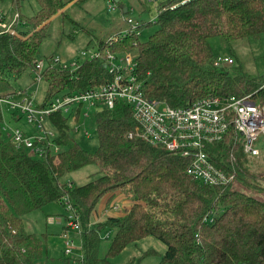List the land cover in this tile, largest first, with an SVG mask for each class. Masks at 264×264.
I'll return each mask as SVG.
<instances>
[{
    "label": "trees",
    "instance_id": "trees-1",
    "mask_svg": "<svg viewBox=\"0 0 264 264\" xmlns=\"http://www.w3.org/2000/svg\"><path fill=\"white\" fill-rule=\"evenodd\" d=\"M34 1L37 11L24 16L22 0H0V9L7 11L0 12V96L14 95L8 91L10 79L33 68L52 19L66 16L64 0ZM81 1L87 0L75 3ZM115 3L124 17L129 9L120 0ZM15 15L11 33L7 27ZM153 24L155 30L145 41L138 39L140 25L135 29L128 25L106 42L99 41L100 56L85 59L73 74L49 68L53 55L45 57L41 81L46 88L35 105L43 108L54 97L111 80L103 57L106 50L136 51L132 74L147 99L185 108L208 96L250 95L264 105V74H231L227 67L215 65L209 44L213 37L231 43L263 34L264 0H166L158 4ZM70 118L55 113L47 121L59 135L56 162L53 156L38 158L16 148L0 129V264H109L128 244L148 236L165 246L161 264H264V190L255 189L262 191L257 198L235 187L238 181L256 188L252 179L248 182L253 173L245 164L247 157L240 156L241 139L233 128L221 141L205 147L217 168L229 170L230 155L236 160L235 182L220 187L191 179L186 173L188 160L178 154L138 138L127 139L134 122L131 109L122 102L95 113L94 152L85 151L69 136ZM88 164H94L100 176L80 186L60 182L65 173ZM116 193L130 198V205L122 206L118 216L109 214L105 221L92 224L99 201ZM50 202L67 209L66 219L71 216L78 223L79 261L64 254L46 258L40 237L24 228L23 216ZM210 216L212 222L204 220ZM110 229L113 236L100 258V241L109 238Z\"/></svg>",
    "mask_w": 264,
    "mask_h": 264
},
{
    "label": "built area",
    "instance_id": "built-area-1",
    "mask_svg": "<svg viewBox=\"0 0 264 264\" xmlns=\"http://www.w3.org/2000/svg\"><path fill=\"white\" fill-rule=\"evenodd\" d=\"M104 2L108 10H118L114 0ZM16 16L7 27L11 33H15L11 30V24ZM126 22L130 29H135L138 25L129 18ZM126 33L127 31L124 30L122 35ZM79 56L84 58V61L97 58L100 53L94 48L80 51ZM103 57L111 80L83 92L54 97L43 108L37 107L34 98L26 91L15 92L16 95L22 96L17 101L12 100L13 95L0 96V113L7 110L12 121H18L23 117L29 127L26 131L17 126H11L8 120L6 126L1 127L4 135L16 148L27 149L38 158L53 156L56 162L61 150L56 143L59 135L53 127L52 129L45 127V121H48L51 115L60 113L69 115L75 120L77 115L87 116V113L83 112V107L99 106L112 109L117 102H122L131 109L134 122L133 129L126 133V138H138L150 145L162 146L167 151L187 159L186 173L197 182L220 187L235 182L237 178L235 158L230 155V169L226 171L215 167L205 151L206 145L221 141L229 128H233L241 139L239 145L241 158L257 159L262 155L255 143L261 136L264 137V105L260 106L253 102L250 95L208 96L189 107L173 108L163 101L147 99L144 96L141 82L132 74L135 63L130 52L114 54L106 50ZM83 61L79 59L62 61L57 56H51L48 67L67 70L73 74ZM214 63L220 66L229 65L232 64V59L216 57ZM45 66L44 58L34 62L33 82L41 81V72ZM74 130L76 131L77 128L75 127ZM257 181L264 189V171L260 172ZM121 208L122 206L118 207L111 203L105 209V214L118 212ZM204 220L212 222L213 217L210 216ZM66 221V227L69 230H79L78 223L71 216L67 217ZM64 245L63 254L69 256L74 246L73 242L66 240Z\"/></svg>",
    "mask_w": 264,
    "mask_h": 264
},
{
    "label": "rangeland",
    "instance_id": "rangeland-1",
    "mask_svg": "<svg viewBox=\"0 0 264 264\" xmlns=\"http://www.w3.org/2000/svg\"><path fill=\"white\" fill-rule=\"evenodd\" d=\"M164 1L166 0H124L122 2L129 9V12L121 17L119 10H108L103 0H87L79 3H75V0H64L65 4L62 11L66 13V16L63 17L57 14L52 19L47 29V36L39 47L38 59L53 55L59 57L62 61L73 59L83 61L84 58L79 56L80 51L94 49L99 41L106 42L112 35L128 28V24L123 21V18H129L140 25L138 39L139 41H145L155 30L153 23L156 8L159 3ZM37 9L38 6L34 0H22L20 11L24 16H31ZM0 10H2L0 11L2 14L7 12L5 7ZM146 23L149 24L146 25ZM209 44L215 57H229L233 60L232 64L223 65L230 70L231 74L239 73L251 77L264 74V33L258 38H247L231 43H226L220 37H213L209 40ZM129 52L132 56L136 54L135 50ZM237 67L239 69L234 72ZM33 77V68H29L17 79L11 78L8 91H26L34 98L35 102L39 103L44 97L46 85L43 81L32 82ZM11 98L17 101L22 96L14 93ZM100 109L99 106L96 108L83 107V112H87L88 116L80 115L78 122H75L71 117L68 123L69 136L87 152H94L98 146L95 113ZM9 114L7 110L2 111L0 129L6 126L9 120L11 126H17L27 131L29 127L23 117L18 121H12ZM45 127L52 129L47 121H45ZM75 127L77 128L76 131L74 130ZM255 146L261 151L262 155L257 159L247 157L245 164L248 166L249 172L253 173V177L247 178L248 182L252 179V185L256 188H245V185L238 183V181L235 183V187L259 198L262 191H256L255 189L261 188L257 177L260 172L264 171V137L261 136L256 141ZM100 174L94 164H88L65 173L59 180L65 184L71 182L76 186H80L95 179ZM103 199L99 201V206V203L97 204L98 209L103 207L99 216L94 213L91 219L92 224L105 221L99 218L103 215L106 216L103 209L110 202H114L118 207L131 203L130 198L122 193H116L109 200L103 201ZM101 201L103 202L101 203ZM109 206L110 204L106 208ZM68 213L67 209L57 202H50L42 208L23 216L25 230L40 237L44 256L48 259L64 257V243L66 240H71L74 245L69 257L75 261L81 259L80 233L66 227ZM114 213L112 212V214ZM107 232L109 238H103L100 241L98 250L100 258L104 257L107 251L114 229ZM164 250L165 246L161 242L148 236L128 244L119 254L110 258L108 262L109 264H161Z\"/></svg>",
    "mask_w": 264,
    "mask_h": 264
},
{
    "label": "crops",
    "instance_id": "crops-1",
    "mask_svg": "<svg viewBox=\"0 0 264 264\" xmlns=\"http://www.w3.org/2000/svg\"><path fill=\"white\" fill-rule=\"evenodd\" d=\"M103 1H104V0H103ZM109 199H111V198H109V197H105V198L103 199V201H104V200H109ZM103 201H101V203H102ZM111 203H114V202H110L109 204H111ZM109 204H108V205H109ZM99 205H100V203L98 204V206H99ZM108 205H107V206H108ZM129 205H130V203H129V204H125V205H123V206H126V207H127V206H129ZM107 206H106V207H107ZM102 207H103V206H102ZM102 207L99 208V209H98V207H97V209H96V215H97V216H99V213H100ZM106 207L103 209L104 212H105ZM103 214H104V213H103ZM105 215H106V214H105ZM110 215L118 216V214H116V212H115L114 214H110ZM105 218H106V216L103 215V216L100 217L99 219H100V220H105Z\"/></svg>",
    "mask_w": 264,
    "mask_h": 264
},
{
    "label": "water",
    "instance_id": "water-1",
    "mask_svg": "<svg viewBox=\"0 0 264 264\" xmlns=\"http://www.w3.org/2000/svg\"><path fill=\"white\" fill-rule=\"evenodd\" d=\"M115 1H117V0H115Z\"/></svg>",
    "mask_w": 264,
    "mask_h": 264
}]
</instances>
